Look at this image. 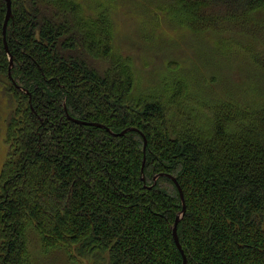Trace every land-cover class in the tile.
<instances>
[{
    "label": "trees",
    "instance_id": "16d2710c",
    "mask_svg": "<svg viewBox=\"0 0 264 264\" xmlns=\"http://www.w3.org/2000/svg\"><path fill=\"white\" fill-rule=\"evenodd\" d=\"M161 2L144 5L195 37L237 40L242 61L264 74V0ZM95 6L90 15L79 0H12L9 72L0 0V93L11 105L0 264H31V244L64 264H183L173 235L183 203L169 175L184 194L187 264H264V102L222 94L205 104L183 70L161 93L135 95L134 58L115 50L113 5ZM228 70L220 87L255 103L245 99L258 86ZM128 127L137 130L117 135Z\"/></svg>",
    "mask_w": 264,
    "mask_h": 264
},
{
    "label": "rangeland",
    "instance_id": "374dc122",
    "mask_svg": "<svg viewBox=\"0 0 264 264\" xmlns=\"http://www.w3.org/2000/svg\"><path fill=\"white\" fill-rule=\"evenodd\" d=\"M79 1L90 15L97 13L96 3L113 5L110 6V11L114 21L115 50L134 58L135 95L161 93L164 90L163 83L183 75L180 72L183 70L191 83L194 96L206 100L205 104L213 96L222 94L220 101L234 102L241 106L255 107L264 102V74L242 61L245 51L241 44L236 43L237 40L217 41L209 31L198 33L195 37L188 30L168 24L159 14L147 12V6L144 5L147 0H115L113 3L110 0ZM150 14H153L154 20L149 19ZM242 43H245V40H242ZM207 63L211 66L210 69L206 67ZM231 65L238 67L239 72L249 79L250 83L258 86L253 95L245 99L255 103L247 104L231 88L226 90L220 87L226 86L228 78L225 72L229 71ZM219 70L217 79L212 80ZM233 72L229 71V75ZM215 82L218 85L214 84ZM171 90L172 87L168 92L171 93ZM243 97L247 96L243 94ZM195 102L199 100L195 99ZM10 112L11 105L0 93V170L7 158L5 132ZM30 250L31 264H50L52 261L54 264H64L63 255H58L57 258L51 253L39 257L37 251L32 253V244ZM83 263L90 264L86 260Z\"/></svg>",
    "mask_w": 264,
    "mask_h": 264
},
{
    "label": "water",
    "instance_id": "95a60500",
    "mask_svg": "<svg viewBox=\"0 0 264 264\" xmlns=\"http://www.w3.org/2000/svg\"><path fill=\"white\" fill-rule=\"evenodd\" d=\"M6 3H7V15H6L5 22H4L3 34H4V44H5L6 52H7L8 56H9V60H10V67H9V72H10L11 71V68L13 66V57H12V54H11L9 48H8V44H7V40H6V30H7L8 22H9L10 18L13 15V12H12V0H6ZM74 120L76 122H78V123H81V124L87 123V124H92V125L104 126L103 124L98 123V122H87V121H83V120H79V119H74ZM131 129L137 130L134 127L133 128L128 127L126 129H124L123 131L117 133V135L118 134H125L127 131H129ZM144 139H145V145H146L147 140H146L145 136H144ZM144 164H145V159L143 161V165ZM169 176L177 184L178 189H179V192H180V195H181V200H182V203H183V208L179 212V214L177 215V218H176L175 223H174V226H173V235H174V239H175V242H176L177 246L179 247L181 253L183 254V259H184L183 264H187V256L185 255V252H184V250L182 248V245H181V243L179 241V236H178V231H177V225H178L179 221L183 218V215H184L185 210H186V205H185V200H184V194H183V190H182L181 186L179 185L177 179L174 176H172V175H169ZM157 177H158V175L155 176V178H157Z\"/></svg>",
    "mask_w": 264,
    "mask_h": 264
}]
</instances>
